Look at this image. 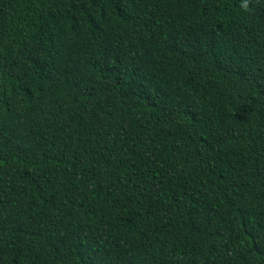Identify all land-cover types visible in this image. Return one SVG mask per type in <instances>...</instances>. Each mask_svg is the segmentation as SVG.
Returning <instances> with one entry per match:
<instances>
[{
    "label": "trees",
    "instance_id": "1",
    "mask_svg": "<svg viewBox=\"0 0 264 264\" xmlns=\"http://www.w3.org/2000/svg\"><path fill=\"white\" fill-rule=\"evenodd\" d=\"M0 0V264H264V0Z\"/></svg>",
    "mask_w": 264,
    "mask_h": 264
},
{
    "label": "clouds",
    "instance_id": "2",
    "mask_svg": "<svg viewBox=\"0 0 264 264\" xmlns=\"http://www.w3.org/2000/svg\"><path fill=\"white\" fill-rule=\"evenodd\" d=\"M249 5H250V0H242V3L240 5V7L244 10V11H248L249 10Z\"/></svg>",
    "mask_w": 264,
    "mask_h": 264
}]
</instances>
